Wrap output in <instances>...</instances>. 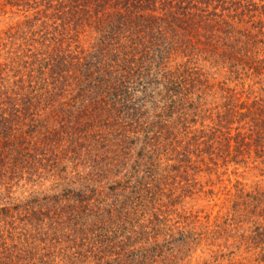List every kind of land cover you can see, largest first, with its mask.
Instances as JSON below:
<instances>
[{
  "label": "rangeland",
  "instance_id": "rangeland-1",
  "mask_svg": "<svg viewBox=\"0 0 264 264\" xmlns=\"http://www.w3.org/2000/svg\"><path fill=\"white\" fill-rule=\"evenodd\" d=\"M226 1L220 4L225 3L231 16H237V30L257 34L260 28L256 27L264 22L260 13L264 0H240L238 9L234 4L239 0ZM248 4L259 10L242 15L239 5ZM36 11L0 2L1 91L20 79L29 81L30 74L39 82L35 61L44 49L35 42L38 37L31 35L41 30V21L32 23ZM80 39L85 47L92 43L89 36ZM204 42L217 54L232 53L239 61V73L231 72L230 64L219 62L210 51L205 54L207 46L203 54L179 57L173 68L190 61L208 82L198 111L191 110L186 116L167 113L166 122L148 126L155 155L142 157L146 143L142 133L129 154H122L119 166L90 184L87 191L83 188L86 178L93 181L95 175L85 147L77 160L78 155L53 171L41 170L34 176L25 174L23 180L0 184V244L22 249L27 262L32 258L31 264H107L116 259H135L136 264H264V231L258 237L262 233L258 228L264 229V156L248 146L249 140L238 146L236 138L244 130H237L239 123L229 124L223 114L228 91L243 99L264 97V75L247 77L253 71L243 65L251 62L255 66L254 61L263 60L264 44L247 48L224 41ZM6 99V95L1 97L0 107ZM45 99L33 101L39 112L48 109ZM24 109L20 108L22 118ZM226 137L235 140L228 143ZM210 149H215V155ZM143 182L150 183L148 189L140 188ZM82 193L85 197H80ZM79 198L86 199L83 206L88 204L89 209L78 225L72 221L57 228L45 216L29 217L32 208L45 209L52 203L60 208L57 214L62 209L69 213L81 205ZM98 208L102 209L100 217L95 215Z\"/></svg>",
  "mask_w": 264,
  "mask_h": 264
},
{
  "label": "trees",
  "instance_id": "trees-1",
  "mask_svg": "<svg viewBox=\"0 0 264 264\" xmlns=\"http://www.w3.org/2000/svg\"><path fill=\"white\" fill-rule=\"evenodd\" d=\"M1 1L37 10L32 23L41 21V30L31 35L38 37L35 42L44 53L35 61L39 63L38 83L30 74L28 85L20 79L10 89H0V99L6 95L4 105H8L0 107V184L23 180L25 174L34 176L41 170L53 171L78 155L77 160L80 149L85 147V156L94 163L95 175L93 181L86 178L83 188L87 191L90 184L119 166L122 154H129L135 142L141 141L142 133L146 134L142 138L146 141L141 148L142 157L155 155L148 126L166 122L167 113L186 116L191 110L197 112L209 89L205 75L191 67L190 61L174 68L172 64L179 57L203 54L205 46V54L208 53L212 47L204 40L247 48L264 44V22L259 23L256 28L260 29L254 35L237 30V16H231L221 0ZM239 2L234 4L237 9ZM239 7L243 8L242 15L259 10L250 9L249 4ZM260 11L263 15L264 7ZM82 35L92 40L88 47L81 44ZM209 54L219 62L229 63L231 72L239 73V61L229 51L220 55L212 50ZM254 64L243 63L253 71L247 77L263 76L264 59ZM1 71L4 69H0V75ZM228 93L225 119L229 124H241L237 130H244L236 138L238 146H245L249 140L248 146H254L259 157L264 156V97L243 99ZM44 98L48 109L39 112L41 109L33 101L43 102ZM59 101L64 102L58 104ZM20 108H25L23 118ZM160 137L162 134L155 139ZM226 138L228 143L235 140ZM208 152L215 155V149ZM149 184L143 182L139 186L146 190ZM78 202L81 205L69 213L62 209L57 214L60 208L52 203L49 208H32L29 217L45 216L57 228L72 221L78 225L89 209L88 204L83 206L86 199L79 198ZM101 210L95 212L97 217ZM39 222L43 224V220ZM258 230L262 231L258 237H263L264 229ZM23 252L1 243L0 264H31L32 258L27 262ZM136 262L116 259L107 264Z\"/></svg>",
  "mask_w": 264,
  "mask_h": 264
}]
</instances>
